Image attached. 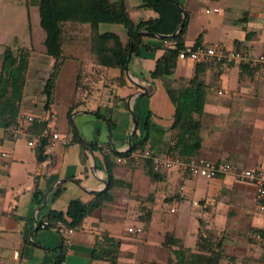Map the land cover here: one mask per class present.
I'll return each instance as SVG.
<instances>
[{
    "label": "crops",
    "instance_id": "obj_1",
    "mask_svg": "<svg viewBox=\"0 0 264 264\" xmlns=\"http://www.w3.org/2000/svg\"><path fill=\"white\" fill-rule=\"evenodd\" d=\"M177 1L188 14L185 46L193 45L200 35V42L241 50L250 57L264 55V0H198L204 5L198 8L190 3L191 0ZM3 2L12 8L0 12V76L5 47L32 50L19 112L34 116L36 120L29 125L25 135L16 139L5 134L0 136V149L5 154L0 164V264H107L91 255L95 243L104 236L121 242L117 264H137L139 261L150 264L144 259H152L153 255L143 252L145 248L141 243L144 239H147V245L163 247L164 235L170 232L179 245L194 248L201 224L222 232L223 247L237 258L233 264H242V257L237 254L239 250L252 247L248 243L250 229L264 230V207L260 209L255 204L254 184L236 180L233 171L219 173L211 179L175 168L165 171L161 181L152 183L149 180L150 200L139 183L146 174L140 168L119 162V157L111 156L112 175L125 185L113 186L110 199L104 200L83 219L68 242L62 234L40 227L49 211L65 212L71 200L87 203L106 188L103 153H110V150L126 152L135 131L139 135L144 133L148 113V139L143 151L157 154L166 152L173 145L174 104L166 84L172 81L173 89L177 91L176 80L191 78L198 62L179 58L169 77L151 78L149 73L163 55V47L174 48V44H163L159 35L145 36L143 45L149 49L141 47L139 55L131 54L125 82L118 84L115 80L120 77V70L96 64L91 59L89 44L86 41L79 43V34H76L62 45L64 53L63 47L67 43L69 53H64L66 58L54 88L53 115L46 122V130L42 131L40 145L43 136L50 132L65 135L70 142L55 148H45L43 144V150L38 154L36 134L43 128L48 115L42 89L52 59L45 53L44 32L39 41L42 47L38 49H35L31 33L29 43L20 45L17 42L21 26L23 32L27 27L31 29L26 18L37 12L39 23L37 6L30 0ZM124 3L135 22L156 16L152 10L140 7L139 0H124ZM1 7L6 9L4 4ZM214 8L218 10L213 11ZM206 9L210 11L206 12ZM202 12L206 15L204 19L198 15ZM18 19L21 20L20 28ZM99 31L113 32L123 43L127 41L126 30L119 24L102 23ZM8 33L14 36L13 43H6ZM67 60L74 62V68L66 75L70 92L61 98ZM211 67L206 66L200 74L211 87L199 117L203 126L196 159L227 163L234 169L264 167V63L245 60ZM58 100L64 103V117L60 123L55 113ZM73 104L69 117L78 142H71L68 124V111ZM97 112L100 116H96ZM30 139L35 140L34 146L28 145ZM90 144L95 148L91 149ZM160 189L175 194L169 209L172 216L167 219L154 207L153 193ZM190 198L191 203L198 206L194 213L187 205ZM184 199L186 203H182ZM144 207L152 211L148 224L139 218L140 209ZM247 219L251 221L245 228L244 220ZM187 220L191 222L187 223ZM129 227H142V231L130 232ZM145 230L148 231L146 236L130 242L132 235L138 236ZM186 234L190 237L188 245L183 243L187 240ZM243 255L247 257L246 253Z\"/></svg>",
    "mask_w": 264,
    "mask_h": 264
},
{
    "label": "trees",
    "instance_id": "obj_2",
    "mask_svg": "<svg viewBox=\"0 0 264 264\" xmlns=\"http://www.w3.org/2000/svg\"><path fill=\"white\" fill-rule=\"evenodd\" d=\"M174 1L178 3L177 0H139L140 7L152 10L156 16L135 22L131 19L124 0H30L32 4L37 5L39 24L45 35L43 41L45 53L52 59V67L42 89L44 109L48 115L43 128L39 129L36 134L39 141L36 148L38 154L43 150V144H45V140H41L42 144L40 145L41 134L43 130H46V122L53 115L55 83L62 62L66 58L62 45L70 39L66 36V30L63 28L71 24L89 25L91 59L98 65L119 69L121 75L115 80L118 84L125 82L124 71L130 45L132 44L131 54L139 55L141 47L149 49L143 45L145 36L161 35V40L166 39L169 43L174 44V48L163 47L164 53L156 61L155 67L149 75L151 78H165L172 74L176 61L179 59L178 52L185 46L184 36L188 22L187 12L183 10V17L181 10ZM181 22L183 25L178 29ZM102 23L123 26L126 30L127 41L123 43L119 36L113 32H100L99 25ZM199 39L200 35L193 45L200 43ZM31 52V49L14 46H7L4 49L1 57L0 76V127L14 124L21 115L19 112L20 104L23 98ZM205 65L218 68L230 64L212 60H206L205 63L200 61L195 64L194 74L191 78L176 80L177 91H174L172 81L166 84V89L174 104L171 125L174 130V143L167 151L183 157L197 158L201 148L200 131L203 124L199 117L203 112L206 93L211 87L200 77V74L205 70ZM72 108H74V104L68 111L69 130L72 132L71 142H78L72 120L69 117ZM96 116H100L98 112ZM148 126L149 113L144 121V133L139 135L135 131L131 145L126 152L116 153L110 150V153H103L104 168L107 175V186L103 191L96 193L93 199L87 203H82L78 199L71 200L65 212L49 211L46 218L48 225L51 226L60 221L68 227H79L91 211L101 206L104 200L110 199V189L113 186L125 185L112 175L111 156L124 157L126 159L125 165L140 168L152 183L161 181L165 172L154 170L150 158L143 157L141 161L136 162L131 155L134 153L138 157L142 156L144 145L148 139ZM28 128L29 126L27 130ZM89 146L91 149L95 148V145L90 144ZM34 194L36 196V192ZM151 212L150 208H141L140 220L148 224ZM263 241V229H250L248 243L252 246L262 247V254L264 255ZM120 243L118 239L104 236L95 243L91 252L92 258L103 260L107 264H117ZM162 245L171 250L174 255V259L168 264H221V261H226V264H233L237 259L234 255L226 252L221 238L212 241L202 233L200 234L199 231L194 248L179 245L178 239L170 232L165 233ZM173 247L177 248L174 249ZM243 258L241 263L245 264L247 259Z\"/></svg>",
    "mask_w": 264,
    "mask_h": 264
},
{
    "label": "built area",
    "instance_id": "obj_3",
    "mask_svg": "<svg viewBox=\"0 0 264 264\" xmlns=\"http://www.w3.org/2000/svg\"><path fill=\"white\" fill-rule=\"evenodd\" d=\"M214 8L213 11H217ZM209 12L210 9H206ZM163 44L167 45L169 42L164 39ZM180 59H188L194 62L212 60L222 63H240L241 61H249L254 63H264V55L257 57H250L245 52L235 49H226L222 46L210 44L206 42H200L195 45H186L178 52ZM36 120V117L29 114H21L18 121L7 127H0V136L2 134L7 135L12 139H16L21 135H25L27 127ZM45 140V148H55L58 144L67 145L70 139L67 136H62L58 132H50L43 136ZM29 146L35 145V140L30 139ZM136 162L141 161L143 157L150 158L153 169L156 171H168L171 169H178L183 173H189L192 175L203 176L207 179L213 178L219 173H227L233 171L235 179L241 182H252L254 184V200L258 208L264 207V167H250V168H231L227 163H216L206 159H196L194 157H183L173 152H162L157 154H151L148 150H144L142 156L138 157L136 154H131ZM5 154L0 149V164L3 161ZM119 162H125L124 157L117 158ZM41 228H49L63 235L68 242L73 235L74 231L78 227H68L63 225L60 221H57L54 225H48L46 220L40 223ZM130 232H141L142 227H129Z\"/></svg>",
    "mask_w": 264,
    "mask_h": 264
},
{
    "label": "rangeland",
    "instance_id": "obj_4",
    "mask_svg": "<svg viewBox=\"0 0 264 264\" xmlns=\"http://www.w3.org/2000/svg\"><path fill=\"white\" fill-rule=\"evenodd\" d=\"M190 3H192V5H194L196 8H198L200 6H202V7L204 6L198 0H191ZM2 4L5 5L6 9L1 7ZM9 6H10V4H8L6 6L5 2H3V0H0V12H2V11L4 12V10H5V12L10 11V9L12 7L11 6L9 7ZM23 8H24V6H23ZM22 9H20V11ZM198 15L200 16L201 19H204L205 18L204 16H206V15H204L203 12L200 13V14L198 13ZM3 21L5 22L6 19H3ZM25 21L27 22V26H28V24L31 23V29H30V27H27L26 31L23 32L22 26H21L17 42L20 45H24L25 43H29L30 42V33H31V35L33 37L34 45L36 47L35 49H38V48L42 47V44H40L39 41L43 37V31L40 28L39 23H38V13L34 12L31 15V17L29 19L26 18ZM18 22H19V19H18ZM20 25H21V20L19 22V28H20ZM84 28H87V31H85ZM63 29L66 30V36L69 37V38H74L76 34H79V36H78V38L80 39L79 43L83 44L86 41L89 44V51H90V41H89L90 40L89 39L90 30H89V25L88 24H84V25H78V24L73 25V24H71V25H66V28H63ZM85 33H86V35H85ZM7 35L8 36H6V38H5L6 43H13L15 41L14 40V36L11 35L10 33H8ZM26 45H29V44H26ZM65 45L67 46V43ZM66 46L63 47L65 55H67L69 53V51H68ZM73 68H74V62L72 60H67V62L65 63V66H64V75H65V77L63 79L64 83L61 84V87H62V91L60 93V97L61 98L66 97V94L68 92H70V85H66V82H69V80L66 79V75H68L69 74L68 72H70L71 69H73ZM40 71L42 72V70H40ZM63 104H64L63 101L58 100V103L55 105V113H56V116H57V119H58V123H60L62 121L63 117H64ZM142 177H143L144 180L143 181H141V180L139 181V183L141 182L140 183V187H142L147 192V195H148L150 193V191L147 190L148 189L147 186H148L149 179H148V177L146 175H142ZM169 191L170 190H165V189L161 190L160 189V190H156L155 194L153 193V202H154V205H155L154 207L156 209H160V210H158V213L161 214L160 216H163L164 219L165 218L167 219V218L172 216V214L170 213L169 209H170V206L172 204V200L175 198L174 197L175 194L172 195V193H169ZM168 196H171V197H169V199H167ZM151 197H152L151 194L146 196V198L150 199V200H151ZM182 203H186V200L184 199V201ZM187 205H188V208L190 209L191 213H194L198 209L197 205H193L191 203V198L189 199V203ZM182 209H183V207H182ZM155 213L156 212H154L153 216L155 215ZM136 216H138V214ZM188 220H187V223L191 222V220L190 221H188ZM250 221L251 220H248V219L244 220V224H245L244 227L245 228H247L250 225L249 224ZM147 232L148 231L145 230L144 232L139 233L138 236L132 235L131 236L132 239H130V242H136L135 240H138L139 239L138 237L143 238L144 236H146ZM199 232H200V234L202 233L204 236H206V238H208L209 240H212V241H217L219 238L222 237L221 236L222 232L218 231L217 229H208V228L205 227L204 224H201ZM197 235H198V231H197L196 237H197ZM185 237L187 238V240L183 241V243L188 245L189 244L188 243L189 242L188 239H190V237L187 234L185 235ZM146 240L147 239H144L142 241V243H141L143 245V248H145V249H143V252H147L150 255H153L152 259H147V258L144 259L146 263L149 262L150 264H152V263H154V264H168L170 261H172L174 259L173 258L174 255L172 254V252L169 249L164 248V247H162L159 244H156L155 246L154 245H147ZM262 249L263 248L258 246V245L252 246L249 250H247V247H246V250L245 249H243V251L239 250V252H238L239 254H237V256L239 255V258L240 257H242V258L244 257L247 260H249L250 262H248V264H264V255L262 254ZM226 252L229 253V254L231 253V252H229V250H226ZM242 253L243 254L246 253L247 257H245ZM121 264H123V263L121 262ZM137 264H142V263H140V261H139V262H137ZM221 264H226V263H225V261H223Z\"/></svg>",
    "mask_w": 264,
    "mask_h": 264
},
{
    "label": "water",
    "instance_id": "obj_5",
    "mask_svg": "<svg viewBox=\"0 0 264 264\" xmlns=\"http://www.w3.org/2000/svg\"><path fill=\"white\" fill-rule=\"evenodd\" d=\"M174 2H175V4H176V6L181 10L182 15H183V17H184V11H183V8H182V7H181L176 1H174ZM182 25H183V22L180 23L178 29H179ZM159 36L161 37V35H159ZM131 51H132V44L130 45V47H129V49H128V52H127V59H126V64H125V73H126V74H127V64H128L129 59H130V56H131ZM129 141H130V140H129ZM82 145H83L84 147L87 148L86 144L82 143Z\"/></svg>",
    "mask_w": 264,
    "mask_h": 264
}]
</instances>
